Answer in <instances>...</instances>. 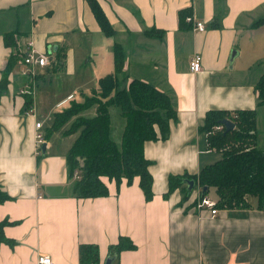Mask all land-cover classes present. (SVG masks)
Wrapping results in <instances>:
<instances>
[{"label":"crops","instance_id":"1","mask_svg":"<svg viewBox=\"0 0 264 264\" xmlns=\"http://www.w3.org/2000/svg\"><path fill=\"white\" fill-rule=\"evenodd\" d=\"M98 1L116 28L114 36L102 31L87 0H0V77L14 50L4 32L17 34L19 50L26 52L32 39L35 49L48 53V62L34 74L17 63L0 97V182L12 195L0 202V220L11 221L3 233L12 239L0 241V264H40L42 253L51 255L50 264H83L79 246L92 242L99 250L97 264H105L108 255L110 264H264V209L257 208L255 195L249 196L250 207H221L212 214L194 203L199 186L188 198L181 186L165 193L169 174L196 173L221 156L200 128L210 109L255 107L264 146V104L258 105L255 89L264 72V22L252 26L264 16V0ZM185 7L194 21L180 28ZM200 20L203 30L195 26ZM151 27L165 32L147 35L144 29ZM114 40L126 50L125 84L132 77L149 80L171 95L177 110L169 136L144 143L152 161L154 195L148 200L137 175L119 184L104 176L108 194L78 196L66 164L69 146L58 148L46 136L45 151H36V132L45 135L53 112L77 95L73 88L53 86L48 75L75 77L97 66L90 80L97 82L114 69ZM196 52L202 60L194 71L190 61ZM27 94L33 97L29 106ZM121 235L134 247L111 248Z\"/></svg>","mask_w":264,"mask_h":264},{"label":"trees","instance_id":"2","mask_svg":"<svg viewBox=\"0 0 264 264\" xmlns=\"http://www.w3.org/2000/svg\"><path fill=\"white\" fill-rule=\"evenodd\" d=\"M91 5L95 18L102 31L108 36H114L116 28L98 0H87ZM190 8L179 11L180 28L190 27L192 21L186 18ZM264 22V16L258 17L252 26ZM150 36H162L164 29L160 27L145 28ZM17 34L12 31L4 32L7 46L14 50L7 58L6 66L0 77V97L10 82L9 74L17 63H20L25 52L17 48ZM114 69L100 75L98 83L91 92L75 95L66 105L60 106L53 112L52 124L47 127L48 136L63 125L69 118L74 117L72 126L66 132L78 130L77 137L69 147L66 155L69 176L72 177L76 168L79 177L75 178L74 193L82 197L105 196L108 185L104 176L113 178L119 184L123 177L131 183L135 175L140 177L139 185L144 191L146 200L154 195L153 176L150 171L152 162L145 155L146 140L165 139L170 134L172 123L177 119V110L171 95L164 89L158 88L149 80L132 77L127 84L129 75L125 69L126 50L123 44L114 40L113 44ZM16 48V49H15ZM258 105L264 104V72L255 84ZM81 94V92L79 91ZM27 106L32 102V95L27 94ZM117 105L126 123L122 130L120 142L110 134L112 119L110 107ZM94 107L92 114H85L87 108ZM229 118L235 123L231 130H225L222 119ZM257 127L256 108L210 109L206 112L204 122L200 126L207 133L209 148L221 151V156L214 162L207 163L196 173L187 172L169 174L166 194L177 187L184 189V197H190L195 187L199 186L198 197L206 196L213 187L216 190L217 208L250 207V195L257 197V208L264 209V146H261ZM185 177H194L195 185L190 191ZM206 186L205 190L202 188ZM12 195L2 187L0 182V202L11 198ZM195 198L194 203H196ZM7 218L0 220V241H11L4 236ZM124 247H134L129 236L121 235L111 248L120 251ZM80 259L83 264H97L99 250L96 243H81L79 246Z\"/></svg>","mask_w":264,"mask_h":264},{"label":"rangeland","instance_id":"3","mask_svg":"<svg viewBox=\"0 0 264 264\" xmlns=\"http://www.w3.org/2000/svg\"><path fill=\"white\" fill-rule=\"evenodd\" d=\"M100 62L101 64H103V60ZM96 67L97 66L87 67L86 70H84L82 73H78L75 77L74 76L68 77L64 73L56 75L54 74V72H52V74H49L48 76L49 77L52 76V78L54 79L53 86L57 87V85L61 84V87H59L60 90H65V89L71 90L72 88L75 89L74 92H76L77 95L78 94L80 95L78 99L81 100L83 98V93L87 94L91 92L92 86H95L98 83V80L97 82L90 81L94 72L96 71ZM39 81L42 82L41 79ZM79 85L81 87L78 89L77 86ZM34 87L37 88L36 84ZM79 91L81 92V94L79 93ZM93 110H94V107L87 108V111L85 112V114H89ZM110 115L112 119V126H111L112 137L116 140V142H120L121 135H122L121 130L124 125V121H126V119L121 114L119 107L117 105L116 106L112 105L110 107ZM74 117L75 116L69 118L63 125H61L58 129H56L54 132H52L49 135L50 139L53 138L58 148L60 147L64 148L68 146L70 147L72 143L74 142V139L77 137L78 130H73L70 132L65 131L67 127L70 128L72 126V122H73L72 120L74 119ZM47 122L48 123L46 124V128L50 126L53 121L48 119ZM220 155H221V152L219 151L218 157ZM207 195H209L210 197H215L216 196L215 188L210 187V190L207 192Z\"/></svg>","mask_w":264,"mask_h":264},{"label":"built area","instance_id":"4","mask_svg":"<svg viewBox=\"0 0 264 264\" xmlns=\"http://www.w3.org/2000/svg\"><path fill=\"white\" fill-rule=\"evenodd\" d=\"M186 18L190 21H194V16L192 14H187ZM195 26L198 30H203L205 27L204 22L201 20L196 21ZM201 60H202L201 55L197 52L194 53L192 55L191 61H190L191 69L194 71L201 69ZM22 62L27 66V68H25L23 70V72L27 73V74L28 73L34 74L36 66H38V65L42 66L48 62V53H47V51L40 52L37 49H35L33 47L32 39H29L26 43V52L24 54ZM22 91H26V90L22 89ZM29 92H31V91L29 90ZM42 125H43V122H41L39 120L36 121L37 127H41ZM223 125L224 124L221 123L218 126L222 127ZM35 136H36V151L38 153H41L43 143H45V140H46V136L44 135V133L42 131H37ZM79 176H80L79 175V169L76 168L72 177L76 178ZM196 203H197L196 206L198 209L208 207L212 214H215L218 211V208L216 207L215 199H213L212 197H210L208 195L198 197ZM38 262L40 264H50L52 262V257L50 254H46V253L39 254L38 255ZM230 264H244V263L240 262V261H235V262H232Z\"/></svg>","mask_w":264,"mask_h":264},{"label":"water","instance_id":"5","mask_svg":"<svg viewBox=\"0 0 264 264\" xmlns=\"http://www.w3.org/2000/svg\"><path fill=\"white\" fill-rule=\"evenodd\" d=\"M48 49L49 51H51V47L48 46ZM236 53V49H233L232 52H231V55H230V58L233 59V56L234 54ZM222 122L223 124L225 125V130H231L234 126H235V123L233 121H231L229 118H224L222 119ZM45 145H46V141L45 143H43V146H42V150L45 151ZM185 182L187 184V188L191 191L193 186L195 185V178L194 177H185ZM206 186H204L202 189L205 190ZM113 259V256L112 255H108L107 258H106V261H105V264H110L111 261Z\"/></svg>","mask_w":264,"mask_h":264}]
</instances>
